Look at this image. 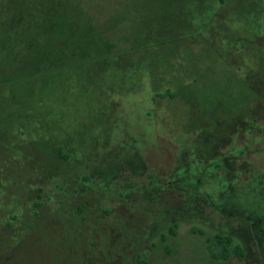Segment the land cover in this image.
<instances>
[{"label": "rangeland", "instance_id": "rangeland-1", "mask_svg": "<svg viewBox=\"0 0 264 264\" xmlns=\"http://www.w3.org/2000/svg\"><path fill=\"white\" fill-rule=\"evenodd\" d=\"M35 1L0 0V28L16 25L17 8ZM66 14L63 26L89 25L120 41L142 39L151 26L156 38L179 39L173 48L182 53L170 59L169 83L155 87L146 77L110 97L109 113L104 99L79 100L59 143L86 158L78 172L93 189L73 199L72 228L106 248L105 264H264V0H72ZM39 73L45 95L57 72ZM191 74L200 78L193 88ZM45 210L59 211L54 203ZM16 226L23 243L11 258L5 241L2 264H81L72 252L85 250L80 235L61 244L38 227L32 243L25 218ZM216 235L233 239L226 259Z\"/></svg>", "mask_w": 264, "mask_h": 264}, {"label": "trees", "instance_id": "trees-1", "mask_svg": "<svg viewBox=\"0 0 264 264\" xmlns=\"http://www.w3.org/2000/svg\"><path fill=\"white\" fill-rule=\"evenodd\" d=\"M71 1L30 2L17 8L16 25L11 22L0 28V219L3 220L0 246L7 241L5 247H9L10 257H14L13 253L23 243L20 236L23 231L16 225L25 218L31 225L26 237L28 242L33 243L32 233L38 227L45 230L46 233H42L45 239L53 242L60 239L61 244L80 235V244L84 243L85 250L72 252L81 264H86L91 256L97 258L93 264H105L108 260L106 248L93 246L91 235L81 232L80 226L73 229V217L67 214L73 199L89 196L93 179L88 173L78 172L87 160L69 152V145L60 144L59 134L63 133L65 125L71 126L73 117H78L80 99L81 107L87 100L94 103L98 99L101 103L104 99L107 112L110 97L118 92H134L146 77L155 87L169 83L165 75L172 68L170 59L180 58L182 53L173 48L180 43L179 39L160 38L159 35L156 38L155 28L151 26L146 28L142 39L135 36L122 41L113 36L103 37L89 25L85 26L89 30L75 24L73 29L63 26L62 22L71 17L66 14ZM218 1L222 4L226 0ZM74 13L82 16L79 11ZM183 53L193 55L195 51ZM69 54L75 57L65 59ZM23 56L28 57L27 62L22 61ZM39 72H57L45 95L37 83L45 78ZM188 78H193L189 88L198 85V75L191 74ZM180 79L176 85L182 83L183 87ZM195 93L196 90L185 98L190 100L189 96ZM100 103L97 102V106L101 108ZM75 162H79L80 167H72ZM47 203H54L59 211L47 212ZM76 206L78 212H85L87 201H76ZM81 220L86 221L85 216ZM173 228L169 233H174ZM77 230L81 234H77ZM166 238L162 236L163 240ZM213 243L224 246L226 259L227 247L233 245V239L216 235ZM233 252L243 256L239 246L233 247ZM5 257L1 250L0 264L5 262ZM138 264L148 263L140 260Z\"/></svg>", "mask_w": 264, "mask_h": 264}]
</instances>
